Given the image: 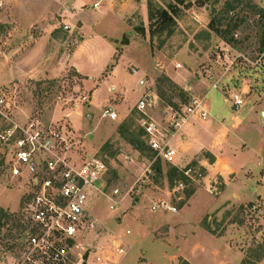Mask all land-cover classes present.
Listing matches in <instances>:
<instances>
[{
    "label": "rangeland",
    "instance_id": "obj_1",
    "mask_svg": "<svg viewBox=\"0 0 264 264\" xmlns=\"http://www.w3.org/2000/svg\"><path fill=\"white\" fill-rule=\"evenodd\" d=\"M2 1L0 93L13 102L12 119L58 131L65 144L57 152L72 164L96 156L107 167L103 195L95 192L89 207L97 229L79 239L68 264L111 256L112 242L125 231L132 234L128 242L142 233L152 242L139 252L136 243L130 247L132 264H192L188 257L194 264H264V135L251 114L230 136V144L244 142L246 156L233 153L239 170L226 184L213 181L212 193L204 186L189 224L158 216L150 206L164 199L179 212L202 184L187 181L191 194L174 192L168 165L160 162L158 175L154 153L135 151L117 134L121 126L141 134L136 106L147 95L157 101L146 118L163 127L168 108L179 109L191 97L204 100L210 90L230 105L231 95L241 96L242 108L264 121V0ZM161 11L170 18L165 24ZM214 100L226 115L227 105ZM104 109L114 111L116 121L101 118ZM195 157L192 163L215 160L203 150ZM9 162L0 145V210L7 217L0 264H12L29 230L31 188L11 178ZM198 220L213 239L192 231Z\"/></svg>",
    "mask_w": 264,
    "mask_h": 264
},
{
    "label": "built area",
    "instance_id": "obj_2",
    "mask_svg": "<svg viewBox=\"0 0 264 264\" xmlns=\"http://www.w3.org/2000/svg\"><path fill=\"white\" fill-rule=\"evenodd\" d=\"M2 7L0 0V9ZM156 101V96L147 95L137 102L136 109L143 116L138 127L143 132L147 149L160 162L174 167L186 178L177 181L173 188L174 192L184 194L189 187L187 181L203 184L206 174L197 163L190 162L181 168L176 165L177 151L171 146L169 135L189 120L205 122L208 110L203 99L191 97L179 109L168 108L166 127H163L146 118V112L156 107ZM230 102L234 112L243 107V99L237 94L231 95ZM13 107V102L0 93V145L9 152V174L11 178L24 180L31 188L26 209L29 230L12 264H68L79 239L97 229V220L89 207L95 192L103 195L99 187L107 167L96 156H87L79 164H72L57 152L65 144L58 131L46 128L37 120L17 124L12 119ZM101 118L116 121L117 115L111 109H104ZM205 188L212 193L215 183H208ZM117 194V190L112 191V195ZM112 203L113 206L117 204ZM150 211L178 213L176 206L164 199L153 202ZM129 234V231L125 232V235ZM118 238L112 242L111 256L101 255L95 258V264H122L128 248L122 238Z\"/></svg>",
    "mask_w": 264,
    "mask_h": 264
},
{
    "label": "crops",
    "instance_id": "obj_3",
    "mask_svg": "<svg viewBox=\"0 0 264 264\" xmlns=\"http://www.w3.org/2000/svg\"><path fill=\"white\" fill-rule=\"evenodd\" d=\"M139 83L141 85L142 81L139 80ZM204 98L205 99L203 101L206 103V107L208 110L207 120L205 122H201L198 120H189L188 122L184 123L177 132L173 134L170 133L169 135L170 144L177 151V157L175 160L177 166L183 167L184 165L192 162L194 159H196L195 156L201 150L209 151L215 157V160L211 163L201 160L199 161L198 159L196 160L195 163L203 168L206 174V178L202 184L203 188L197 189L195 193L190 197L187 205L179 210L177 214L173 215L183 223L188 222V224L190 218L193 216L192 212L196 211V208L200 206V193H206L204 190V186L208 183H212L213 181H220L221 184H226V178L239 170V166L237 165L238 161L236 160V156H234L233 153H239L242 157L246 156L245 150L243 151L242 149V144L244 142L241 143L239 139H236L237 141H235V143L233 144H230L229 142L230 136L234 132L233 129L243 126L248 120L249 115L251 114L252 117H250V122L254 125L261 126L262 135H264V121H258L256 116L254 115V118L252 112H250L249 110L242 108L238 112H234L231 105L226 101L225 97L214 90H210L209 92H207ZM214 99H219V101L221 100L224 104L227 105L228 112L226 113V115L220 114V109L216 108ZM262 117L263 115H261L260 117L261 120ZM236 136L237 135H235V137ZM231 142L233 141L231 140ZM237 142L240 143L238 144ZM239 184H236V186L233 185L232 187L239 190L241 187ZM241 185H244V183H242ZM229 189L230 188H227L226 191L228 192ZM223 197L224 194L222 193L221 197L218 199L219 205ZM156 214H158V216L164 215L163 213L159 212H157ZM198 223L199 220L195 223H190L192 231H199L207 238L213 239L203 228L199 226ZM125 232L124 234H122L121 238L128 246V253L123 262H126V264H132L133 261L130 260L131 258L127 260L130 253V247L134 246V244L136 243L139 252L143 247L142 243L149 244L152 242L150 239L146 238L143 233L138 235L137 237L133 234L135 239L134 242H128L126 240L127 236L125 235ZM130 235L132 234H129L128 236ZM187 261L192 264L195 263L194 259L191 257H188Z\"/></svg>",
    "mask_w": 264,
    "mask_h": 264
},
{
    "label": "trees",
    "instance_id": "obj_4",
    "mask_svg": "<svg viewBox=\"0 0 264 264\" xmlns=\"http://www.w3.org/2000/svg\"><path fill=\"white\" fill-rule=\"evenodd\" d=\"M152 19H153V15L150 16V20H152ZM159 19L161 20V23H163V24H165L167 21H170V18H169V16L167 15V13L165 11L159 12ZM216 33H218V35L222 36V33L218 32V31H216ZM226 43H230V41H227ZM139 130L141 131V134H139L137 132H130L129 129L126 126H121L118 129L117 134L129 146H131L132 149H134L135 151L140 152L146 146L144 144L143 132H142V130L140 128H139ZM153 169L155 170L156 173H158V175L161 176L162 168H161V163H160V161L158 159H157V162H156V164H155ZM166 176H167L168 180L170 181V183H174V182H177V181H185L186 180V178L179 171H177V169H175L174 167H171V166H168V170H167ZM185 194H191V193H189L188 190H187L185 192ZM6 218L7 217H6L5 213L2 210H0V229L4 225L2 223V221H4V219H6Z\"/></svg>",
    "mask_w": 264,
    "mask_h": 264
},
{
    "label": "water",
    "instance_id": "obj_5",
    "mask_svg": "<svg viewBox=\"0 0 264 264\" xmlns=\"http://www.w3.org/2000/svg\"><path fill=\"white\" fill-rule=\"evenodd\" d=\"M137 201V200H136Z\"/></svg>",
    "mask_w": 264,
    "mask_h": 264
}]
</instances>
